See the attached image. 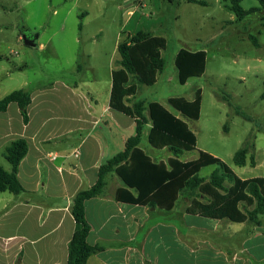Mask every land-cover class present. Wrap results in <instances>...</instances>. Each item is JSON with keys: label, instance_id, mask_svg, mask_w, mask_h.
<instances>
[{"label": "rangeland", "instance_id": "obj_1", "mask_svg": "<svg viewBox=\"0 0 264 264\" xmlns=\"http://www.w3.org/2000/svg\"><path fill=\"white\" fill-rule=\"evenodd\" d=\"M0 0V98L15 90H34L55 82L76 85L93 108L108 105L112 71L120 55L117 45L129 34L150 32L166 39L162 50L165 68L154 85H138L131 103L139 100L159 102L174 111L171 98L193 101L197 89H202L200 117L194 121L184 116L197 137L195 150L185 153L181 160L197 159L205 151L227 164L242 177H264V8L257 0H242L245 11H260L239 20L227 9L223 0ZM89 17L82 19L81 12ZM133 11V14H130ZM80 24L83 25L82 30ZM39 35L35 47L26 46L20 31ZM258 39L259 47L250 40ZM181 49L207 52L206 71L182 85L178 81L175 58ZM63 94L53 99L63 105ZM59 105V104H58ZM55 115L69 117L67 107L54 106ZM148 115V111L145 112ZM124 122H132L125 114ZM46 113H39L36 122ZM112 121L110 116L103 119ZM22 123L14 122L15 127ZM113 128V155L125 148L126 139L135 134L133 128ZM148 126L141 141L149 155L159 158L169 152L154 149L147 141ZM110 133L109 131H107ZM84 132L83 135H86ZM100 137H104L103 133ZM15 138L0 142V165L10 170L5 158L6 147ZM245 144L249 153L261 164L257 169L237 167L236 152ZM255 145V146H254ZM170 154V153H169ZM77 160L71 158L67 168ZM249 162V158L247 160ZM250 164V163H249ZM217 165L202 169L200 176L208 177ZM247 170L250 174L242 176ZM115 175V174H114ZM1 195V193H0ZM6 195L10 196V193ZM179 198V212L183 201Z\"/></svg>", "mask_w": 264, "mask_h": 264}, {"label": "crops", "instance_id": "obj_2", "mask_svg": "<svg viewBox=\"0 0 264 264\" xmlns=\"http://www.w3.org/2000/svg\"><path fill=\"white\" fill-rule=\"evenodd\" d=\"M79 16L87 19L89 12ZM77 88L55 82L29 90L27 124L16 103L0 113V142L24 138L29 146L18 170L24 191L0 195V264H17L19 257L22 264H67L68 244L76 229L69 212L72 199L96 183L100 165L114 156L112 127L135 126L131 117L127 116L132 122L126 123L116 114L123 113L110 108V97L100 110ZM55 93L63 94V105L53 99ZM54 106L69 108V117L53 114ZM39 113L46 115L36 122ZM108 116L112 121L102 127ZM14 122L22 124L15 127ZM169 153L150 156L166 162ZM71 158L77 161L67 168ZM254 158V165L247 162L243 167H260ZM247 174L245 170L242 176ZM250 178L256 177L241 179ZM122 187L119 177L110 174L105 195L85 202L91 226L87 242L102 247L87 264H264V215L256 225L207 218L187 213L190 201H183L179 212L172 214L186 194L179 195L174 208L167 210L116 201L115 193Z\"/></svg>", "mask_w": 264, "mask_h": 264}, {"label": "trees", "instance_id": "obj_3", "mask_svg": "<svg viewBox=\"0 0 264 264\" xmlns=\"http://www.w3.org/2000/svg\"><path fill=\"white\" fill-rule=\"evenodd\" d=\"M188 1L205 4L203 1ZM257 1L264 8V0ZM223 2L239 20L260 11L259 8L245 11L241 5L242 0ZM23 31L25 29L20 31L21 36ZM250 40L259 47L255 36H251ZM166 47L165 38L145 31L129 34L117 45L120 60L117 68L112 71L109 106L135 121V135L126 139L123 151L100 165L96 183L81 189L72 199L69 212L76 222V229L68 244L67 264H87L91 256L102 250L98 244L90 245L87 242L91 226L86 219L85 202L105 195L107 177L110 174L117 175L123 183V187L115 193V200L119 202L171 210L179 195L186 194L190 199L186 211L190 214L255 225L259 223V217L264 215V177L241 179L222 160L205 151H200L197 159L181 160L185 153L196 149L197 137L188 123L178 115L198 120L202 89L196 90L193 101L171 98L169 104L177 112L175 114L159 102L146 105L145 101L139 100L131 103V99L137 94L138 85L151 86L157 82L158 74L165 68L162 50ZM206 64L205 50L181 49L175 58L179 83L184 85L190 78L203 75ZM262 93L261 97L264 99V92ZM31 98V92L27 89L12 91L0 98V113L6 112L11 103H16L23 123L27 124ZM147 126L148 143L154 149H167L171 153L166 162L154 160L141 148ZM249 148L245 144L234 155L233 162L237 167L245 166L248 158V163L255 164L254 155H250ZM28 150L29 146L24 138L13 140L6 147L5 158L11 168L5 170L0 165V193L19 195L24 191L18 179V170ZM212 165L218 167L210 176H200L203 168ZM241 206L245 207L244 211ZM248 207L252 209L247 210ZM17 264H22L20 257Z\"/></svg>", "mask_w": 264, "mask_h": 264}, {"label": "water", "instance_id": "obj_4", "mask_svg": "<svg viewBox=\"0 0 264 264\" xmlns=\"http://www.w3.org/2000/svg\"><path fill=\"white\" fill-rule=\"evenodd\" d=\"M21 38L26 46L35 47L37 45V38H39V35H29L25 30L23 31Z\"/></svg>", "mask_w": 264, "mask_h": 264}, {"label": "built area", "instance_id": "obj_5", "mask_svg": "<svg viewBox=\"0 0 264 264\" xmlns=\"http://www.w3.org/2000/svg\"><path fill=\"white\" fill-rule=\"evenodd\" d=\"M138 2H139V4H138V7H139V8L145 6L144 0H138ZM130 14H133V12H130Z\"/></svg>", "mask_w": 264, "mask_h": 264}, {"label": "flooded vegetation", "instance_id": "obj_6", "mask_svg": "<svg viewBox=\"0 0 264 264\" xmlns=\"http://www.w3.org/2000/svg\"><path fill=\"white\" fill-rule=\"evenodd\" d=\"M30 35V34H29Z\"/></svg>", "mask_w": 264, "mask_h": 264}]
</instances>
